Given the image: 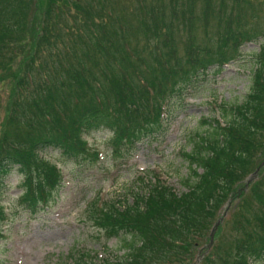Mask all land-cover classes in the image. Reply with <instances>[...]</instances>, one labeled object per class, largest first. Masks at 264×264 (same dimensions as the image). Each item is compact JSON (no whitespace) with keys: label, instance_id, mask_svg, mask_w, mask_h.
<instances>
[{"label":"trees","instance_id":"trees-1","mask_svg":"<svg viewBox=\"0 0 264 264\" xmlns=\"http://www.w3.org/2000/svg\"><path fill=\"white\" fill-rule=\"evenodd\" d=\"M32 1L0 0V65L4 57L17 64L14 71L2 68L0 73V88L8 85L5 80L13 81L8 89L10 109L5 108L14 130L12 134L2 130L0 135V199L11 175L20 173L25 178L17 203L36 214L48 206L61 180L54 170L42 171L47 166L43 152L57 150L78 159L86 149L84 136L107 131L112 136V156L129 158L139 142L155 139L164 113L163 94L180 95L213 65H226L234 51L221 50L214 56L212 50L193 45L172 60L176 45L159 43L162 36L170 35L174 23L166 21L164 8L160 11L155 5L145 9V20L139 22L142 35L157 39L161 50H151L146 63L135 47L128 48L126 35L115 28L116 17L98 22L90 13L74 16L65 7L73 20L71 31L81 33L80 42L86 40V51L80 50L83 61L77 48L66 43L73 38L56 31L65 12L57 6L60 0ZM196 1L176 2L174 7L183 5L191 11L201 0ZM85 4L93 9L98 1L85 0ZM74 5L81 9L77 2ZM251 32L240 37L249 42L260 37ZM255 56L246 98L240 104L220 105L218 120H202L205 132L182 154L189 169L185 192L177 193L149 174L154 182L144 194L133 193L131 202L105 201L101 209L89 208L90 219L107 238H128L118 264H193L209 241L219 207L235 201L234 217L218 226L215 242L200 264H264V166L257 180L243 189L246 178L264 161V42ZM15 127L23 131L16 132ZM4 218L0 206V224Z\"/></svg>","mask_w":264,"mask_h":264},{"label":"rangeland","instance_id":"rangeland-1","mask_svg":"<svg viewBox=\"0 0 264 264\" xmlns=\"http://www.w3.org/2000/svg\"><path fill=\"white\" fill-rule=\"evenodd\" d=\"M60 1H57V6L64 8L65 12L56 31L61 35L67 32L73 38L66 43L74 50L77 48L76 54L83 61L86 58L80 50L86 51L87 43L83 37V41H79V31H71L73 20L65 7L74 16L90 13L98 22H106L110 15L116 17L115 28L126 35L128 48L132 50L135 47L146 63L150 62L151 50L154 53L155 48L157 53L161 50L156 47L157 39L142 35L139 22L145 20V9L148 11L155 5L161 8L160 11L164 8L166 21L172 19L174 23L173 31L167 37L162 36L159 43L160 47L163 46L162 41L176 45V51L170 54L172 60L185 55L193 45L212 50L210 52L214 56L221 50L225 54L229 49L234 52L225 59H229L226 65L222 68L213 65L198 82L180 95L163 94V99H166L162 105L164 113L159 116L155 139L139 142L128 159L112 156V136L107 131H95L85 136L86 149L78 159H69L57 150L43 152L41 158L47 166L42 171L50 173L54 170L62 180L52 190L53 199L39 213L30 215L17 203L25 177L13 173L0 199L5 213L0 224V264H101V261L118 264L125 252L124 240L128 241V238L124 235L107 238L90 219L89 208L95 205L101 209L105 201L116 205L131 202L133 193L144 194L149 182H154L151 174L157 175L175 192H185L183 181L189 169L182 154L189 152L193 140L205 132L202 120H218L220 105L240 104L246 98L252 84L255 55L264 42V0H197L191 11L183 5L174 7L176 2L181 4L187 0H97L98 5L93 9L86 6L85 0ZM75 2L81 9L76 8ZM32 15L33 7L30 19ZM187 17L193 19L181 20ZM246 31L260 37L246 41V38L240 37L247 34ZM191 61L194 62L195 58ZM0 66L2 73V68L14 71L17 64L4 57ZM5 83L8 85L0 88V135L2 130L9 134L14 132L7 119L12 102L8 89L13 86V81L5 80ZM14 129L16 132L23 131V128ZM145 176H148L147 179L141 181ZM236 203L229 202L230 208L227 209L225 203L221 204L217 215V219L222 218L221 224L234 217ZM205 245L201 246L198 254L203 252Z\"/></svg>","mask_w":264,"mask_h":264},{"label":"water","instance_id":"water-1","mask_svg":"<svg viewBox=\"0 0 264 264\" xmlns=\"http://www.w3.org/2000/svg\"><path fill=\"white\" fill-rule=\"evenodd\" d=\"M263 164H264V163H262L261 166H262ZM257 173H258V170H256V171L251 175V177L249 178V180H248V182H247V185L257 177ZM219 222H220V220H218V221L215 223V225H214V227H213V229H212V231H211V233H210V243H211L212 240H213V235H214L215 229L217 228Z\"/></svg>","mask_w":264,"mask_h":264}]
</instances>
